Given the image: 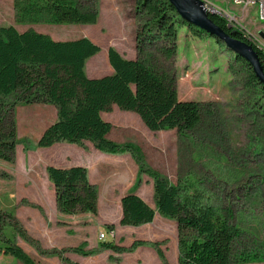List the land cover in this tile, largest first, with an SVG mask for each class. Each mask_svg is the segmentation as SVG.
Returning a JSON list of instances; mask_svg holds the SVG:
<instances>
[{"label": "trees", "instance_id": "16d2710c", "mask_svg": "<svg viewBox=\"0 0 264 264\" xmlns=\"http://www.w3.org/2000/svg\"><path fill=\"white\" fill-rule=\"evenodd\" d=\"M136 8L146 15L139 23L136 35L138 57L124 58L117 49L110 47L108 58L114 72L100 78H89L85 70L88 60L101 51L91 39L55 41L33 28L19 31L12 25L0 26V160L16 162L17 146L21 143L17 106L53 105L57 108L58 118L44 131L38 147L49 148L58 143L84 146L88 141L105 154L131 155L139 167L137 186L142 183V175L153 180L156 208L134 192L125 195L121 201V226H143L153 223L160 215L177 223L179 264L250 263L259 254L242 248L243 228L231 207L221 205L213 194L194 181L178 180L173 184L167 176L147 164L141 147L132 142L119 143L109 137L113 125L103 119L102 113L112 111L116 105L121 111L137 114L150 131L176 130L178 138L186 140L201 125L203 107L195 100L179 98L175 74H171L163 62L175 59L183 30L193 39L207 35L222 46L223 51L231 52L223 41L186 22L169 0H137ZM14 10L22 23L33 24L48 19L53 24L96 25L101 5L100 0H14ZM210 17L228 35L253 46L264 71V50L254 44L249 32L231 25L220 12ZM149 51H155L163 58H157ZM234 60L246 69L248 82L259 91L262 101L259 103L264 105V86L253 69L240 56L235 55ZM25 150H29L28 147ZM47 173L55 187L61 213L98 214L99 191L91 183L86 167L49 166ZM8 228L26 242L34 241L14 213L0 210V254L23 264H39L7 237ZM115 228V225L107 226L109 231ZM167 243L168 240H136L126 247L111 241L103 242L97 249L86 251L84 244L69 251L89 257L101 250L121 255L139 247H151L163 264H170L163 250ZM37 245L42 254L56 255L64 264H80L66 257L68 250L47 252ZM106 264H121V259L111 256Z\"/></svg>", "mask_w": 264, "mask_h": 264}, {"label": "rangeland", "instance_id": "374dc122", "mask_svg": "<svg viewBox=\"0 0 264 264\" xmlns=\"http://www.w3.org/2000/svg\"><path fill=\"white\" fill-rule=\"evenodd\" d=\"M204 1L210 7L223 12L231 25L246 29L264 50V21L259 19L256 12L246 9L244 4H237L236 0ZM136 3L137 0H104V3L100 0L101 14L97 25L53 24L48 19L32 24L22 23L17 19L14 0H0V26L16 25L20 31L35 27L37 31H46L69 40L89 36L95 38L96 44L101 47L97 58H107V48L120 45L129 58L134 59L138 57V25L146 16L138 12ZM178 44L175 59L169 63L165 60L163 64H167L168 71L175 74L179 98L195 100L202 104L203 120L198 129L186 140H180L176 130L152 132L145 127L150 135L147 137L140 131L138 119L125 120L119 114L115 116L134 127L133 134L139 137L149 166L152 162L155 163L173 184H177L178 180L189 183L194 181L213 194L221 205L231 207L238 215L239 224L243 228L240 240L242 248L244 251L254 250L259 254L257 259L247 264H264V105H260L262 101L259 91L250 86L248 73L241 64L235 62V54L223 51L222 46L207 35L193 39L183 30ZM149 54L163 58L155 51H149ZM100 68H104L103 64L98 65L97 69ZM107 75L110 74L105 71L99 77ZM118 112L125 114V111ZM130 114L138 118V115ZM124 130L122 127L115 133L118 136H126ZM34 138L35 136H22L17 163L0 160V210L14 213L34 240L26 242L13 229L6 230L7 237L21 246L35 261L39 264H64L56 255L42 254L37 243L47 252L68 250L66 257L71 260L70 256L76 254L69 251L71 248L85 244L86 251L91 250L89 241L92 245L95 243L92 237L99 224L86 217L85 213H78L73 217L75 221L70 225L71 232L68 233L69 236H65V240L62 236L51 240L39 237L45 225L44 218L47 216L41 206L20 198L15 177L18 168L23 167L25 163L26 151L24 152L23 148L30 147L34 152L35 149H41L36 145ZM35 158L39 160L38 157ZM11 194H14V197H10ZM30 213L32 229L22 221ZM105 215L103 210L98 221L101 222ZM88 220L90 221L87 222ZM52 226L50 223L49 227ZM87 231L91 238L86 237ZM99 232L106 233L108 229L98 228V236ZM112 240L107 236L104 242ZM168 243L163 246L165 253ZM177 252L174 247L169 251L170 264H179ZM88 261L91 262V258H88ZM0 264L23 263L0 254Z\"/></svg>", "mask_w": 264, "mask_h": 264}, {"label": "crops", "instance_id": "0c3cea01", "mask_svg": "<svg viewBox=\"0 0 264 264\" xmlns=\"http://www.w3.org/2000/svg\"><path fill=\"white\" fill-rule=\"evenodd\" d=\"M102 3H104V0H102ZM250 9L258 14L256 7ZM97 24H99V21ZM12 26L17 28L16 25ZM31 28L37 31L35 27ZM37 32L48 34L55 41H69V39L56 37L46 31ZM81 38H89L94 43L97 42L95 38H91L89 36ZM110 47L117 49L124 58L130 59L127 52L120 48V45L109 46L107 48V58H97V54L86 63L85 70L89 78H100V74H103L105 71H107L110 75L113 74L114 70L109 63L108 58V50ZM101 64H103L104 68L97 69L98 65ZM118 110H120L119 107L115 105L113 106L112 111L102 113L103 119L113 125V129L109 137L119 143L133 142L143 148L141 142L138 140L139 137L136 134H133L135 131L134 127L130 126L127 121L118 120L115 115L119 114L123 116L125 120L131 119L137 121L138 119L140 122H138L140 131L147 137H150L149 132L146 130L147 127L139 116L137 118V116L130 114L132 112H125V114H122L121 112H118ZM57 118V108L50 104L17 106L16 120L19 140H21L22 136H25V138L28 136L29 138L35 136L34 140L36 145H38V141L44 131L51 124H53ZM122 127L125 129L124 132H126V136H118V134L115 133ZM19 145L17 146V152ZM23 151H26V157L24 159L25 163L23 167L18 168V171L15 174L17 180L16 190L20 192L19 196L21 199H27L30 203L41 206L44 209L47 217L44 218L45 225L41 230V234H39L41 239L51 240V238L57 239L58 236H62L63 240H65V236H69L68 233L71 232L70 225H72L74 223L73 221H75V218H73L75 215H66L61 213L59 210L55 187L49 180L47 168L49 166L58 168L83 166L88 169L89 179L91 183L97 186L99 191L98 214L94 216L92 214L85 213V215H87L86 217L99 224L98 228H107L108 225H115V230H108V232H113L115 234L116 237L112 241L116 244L129 247L136 240L149 242H161L168 240L169 243L166 251L167 258L172 247L177 249L179 257V234L176 221L157 215L153 223L136 228L120 225L123 217L121 201L122 198L129 193H136L152 208H156L153 180L147 175H142L143 182L139 187H137L139 167L131 155L119 154L116 157L103 156L102 152L98 151L94 145L88 141L84 143V146L69 143H58L49 148L35 149V152L30 149V147L29 150H25L23 148ZM35 156L38 157L39 160L35 158ZM150 166L154 167L163 174V171L155 163L152 162ZM35 173L36 175H34ZM10 197H14V194H11ZM103 210L106 215L105 218L99 222L98 219ZM31 215V213L27 214L22 220L24 224L26 223L29 229H32L30 225ZM38 218L41 219V216ZM50 223L53 224L52 227H49ZM98 228H95V232L92 237L95 242L93 245L90 243L89 239H86L89 241V249L99 248V246L104 242L98 238ZM86 237L91 238V234L88 231L86 233ZM111 256L119 257L121 259V264H163L157 252L151 247H139L132 253H124L121 255L113 253L111 250H101L95 256L84 257L82 255L75 254L70 256V258L80 264H106ZM88 258H91V262L88 261Z\"/></svg>", "mask_w": 264, "mask_h": 264}, {"label": "water", "instance_id": "95a60500", "mask_svg": "<svg viewBox=\"0 0 264 264\" xmlns=\"http://www.w3.org/2000/svg\"><path fill=\"white\" fill-rule=\"evenodd\" d=\"M178 14L189 24L200 28L211 36L223 41L235 55L244 59L253 69L259 82L264 86V71L260 57L253 46L228 35L211 19V14H218L216 8L210 7L204 0H169Z\"/></svg>", "mask_w": 264, "mask_h": 264}, {"label": "built area", "instance_id": "2783aa9c", "mask_svg": "<svg viewBox=\"0 0 264 264\" xmlns=\"http://www.w3.org/2000/svg\"><path fill=\"white\" fill-rule=\"evenodd\" d=\"M236 3L237 4H244L245 5V8L247 9H250V8H254L256 7L257 8V12H258V16H259V19L261 21H264V0H236ZM222 14H224L223 12H220ZM251 37V40L254 42L255 45H257L259 47V45L257 44V42L254 40L253 36L251 34H249ZM261 48V47H259ZM262 49V48H261ZM107 236H110L111 239H115V234H110L108 232L106 233H101L99 235V239L101 241H106L107 240Z\"/></svg>", "mask_w": 264, "mask_h": 264}]
</instances>
